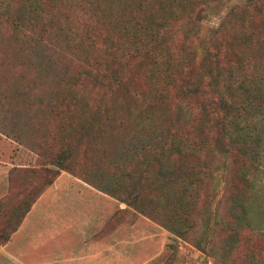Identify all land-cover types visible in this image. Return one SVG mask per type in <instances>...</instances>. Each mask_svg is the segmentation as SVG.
<instances>
[{"label": "rangeland", "instance_id": "374dc122", "mask_svg": "<svg viewBox=\"0 0 264 264\" xmlns=\"http://www.w3.org/2000/svg\"><path fill=\"white\" fill-rule=\"evenodd\" d=\"M31 1L27 9L10 10L11 16L20 12L21 27H6L0 48V168L9 167L16 188L26 183L27 200L35 199L65 172L104 192L106 198L98 194L93 229L101 250L112 252V264H264V0ZM215 29L217 37L210 40L246 77L218 60L203 75V91L211 92L213 85L205 84L215 76L222 90L239 92L234 129L243 134L235 136L251 155L243 160L240 144L221 136L213 140L229 151L234 174L225 189L208 196L209 182L201 191L179 184L171 162L158 155L164 144L173 150L180 144L169 143L163 130L180 114L169 115L162 106L156 112L160 128L143 119L154 83L141 56L175 61L179 50L195 43L193 33ZM70 30L73 39H64ZM152 34L161 46L151 44ZM131 51L141 65L139 57L126 59ZM191 59L190 75L200 65L198 57ZM111 77L121 84L111 86ZM241 79L248 93L240 91ZM186 101L190 124L196 125H188L186 134L175 128L172 136L189 145L180 156L196 160L200 96ZM172 103L171 98L167 108ZM208 135L211 142L206 131L202 142ZM148 157L149 167L139 165ZM185 186L184 204L168 207L182 199ZM114 190L120 197L110 196ZM172 221H179L173 226L182 234L187 221L193 228L175 236L166 228Z\"/></svg>", "mask_w": 264, "mask_h": 264}, {"label": "trees", "instance_id": "16d2710c", "mask_svg": "<svg viewBox=\"0 0 264 264\" xmlns=\"http://www.w3.org/2000/svg\"><path fill=\"white\" fill-rule=\"evenodd\" d=\"M28 2L30 4L33 3L31 0H0V48L3 41L2 35L6 27H9L12 30H19L21 27L20 12L16 11L17 14L11 16L10 10L27 9L26 4H29ZM217 34V29H215L214 31L211 30L209 32H206V34L201 32V30L200 34L193 33L191 36L195 39V43L190 47L188 44L185 45L183 47V50H179L176 60L172 62L155 55L148 56L146 54L144 57L141 56L144 66V72L147 77L149 76L146 71L150 72L151 79H149L154 83L153 88L149 92V94H153V96L150 101H148L144 106L146 114H143V119L150 122L151 125H156L157 128H160L162 122L160 117H158L160 118V120H157L158 113L156 114V112H160V108L162 106H166L165 111L169 115L174 114L173 112L180 114L179 121L175 123L172 121V125H166L163 128V130L167 133L166 139L169 143L176 142V140L179 139L177 140V142L180 144H176L177 149L174 150L171 149V144H168L169 146H167V144H164L163 148L161 147L160 150H157L158 155L160 154V156L167 158L168 161L171 162L169 165V170L172 169L170 171H172L173 176H176L180 179L179 184L181 182V185L186 184L187 186L189 185L188 187L194 184V186L200 187L201 191L204 183L206 184L207 182H209L210 190L208 191V196L209 193L212 195L215 194L221 187L225 189L226 184L234 174V172L231 171V164L228 161L230 156L229 151L227 149H218L214 144V141L218 139V136H221L225 140H232L233 142L240 144V146L242 147V151H240L239 154L240 157L243 158V160L246 159V155L250 154V152H248L247 150L248 145L237 140L238 138H236L235 136L243 134L242 129H238L237 132L234 129L237 123L236 119L240 113L239 110L241 111V104L238 101L239 92L234 89L231 90V88L228 87L227 91H224V89L222 90L223 86L218 87L216 85L219 79H215V76L212 77V80L210 78L209 83L207 82L205 84L206 86L213 85L211 92L207 93L203 91L205 89V81L203 75H205V72L210 73V71L214 69V66L217 67L218 60L224 61L227 67L232 65V69L236 71V74L239 73L243 75V77H246L245 69L241 67L239 63H232L231 56L223 54L219 45H217L216 42L210 40L213 39V36L211 35L217 37ZM72 35V30H70L69 33L65 35L64 39L72 40ZM152 36L153 39L151 41V44L161 46L160 38L155 34H152ZM147 46L148 45H144V48H146ZM163 48L164 49H162L160 53L161 55L166 53V48ZM157 49L158 47L154 48L153 53ZM138 57L141 65V58L140 56H136L134 51H131L130 55L126 54V59L128 60L130 58L135 60V58ZM191 57H198L200 59V65L197 71H194L192 75H190V72L192 71L190 67V60H192ZM234 70L233 72L235 73ZM227 76V79L231 78L232 74L228 73ZM216 78L218 77L216 76ZM110 80L112 83L111 86H118L121 84L120 79L117 77H111ZM239 82H241L240 91L248 93V89L250 86L247 85V82L243 79H241ZM197 95L200 96V102L198 105V110L200 113V124H197L200 129H198V132L195 134V136H200V141L198 140V143L196 144L197 147L200 146V157H197L198 160H184L189 152V145L187 143L183 144L181 142L182 137L175 138L174 136H172V133L174 132L175 128H178L179 130H183L184 134H186L188 133V125L189 128H191V126L193 125H196V123L190 124L189 109L186 104V99L196 98ZM171 98L173 99L172 106L170 108H167L169 102L171 101ZM254 100L258 101L259 99L255 98ZM249 104H251L250 101H247V105L242 108L243 111H245V108L249 106ZM257 105L261 107L262 104L257 103ZM219 113H221V115L218 117ZM229 113H234L231 116L233 125H227V130L225 121L230 120L228 116ZM157 121L160 122L156 123ZM149 127L151 126L149 125ZM205 131L207 133H212L213 139L211 140V142L209 135L205 136L204 142H202V137ZM172 137H174V140L172 139ZM146 148L150 149L149 147ZM185 150H187V154L185 153L183 156H180L181 152L183 153L185 152ZM218 156H221L222 158L218 159ZM150 164L151 162L149 157L146 161L145 158H143L142 162L139 163V165H141L142 167L144 166L145 168L149 167ZM244 175L245 173H242L241 176ZM7 176L8 194L0 199V244L7 240V235L12 231V229L15 228V225L22 218L23 214L28 210L30 204L36 199L31 198L27 200L26 194L30 195V186L27 187V184L25 183L21 185V188L17 189L16 187H18L17 185L19 183L16 184L12 181L13 177L10 173H8ZM52 182L53 181L49 182L46 186H49ZM159 184L160 183H158V188L160 187ZM153 187L157 186L154 185ZM188 187H183L182 199L178 198L179 201L175 203L172 199L167 206L171 208V206L180 202L184 204L183 200L186 198V188ZM99 192L102 193V191ZM109 194L111 197H120L119 195H117V190H114L113 193ZM131 200L132 201L130 202L132 204V202L135 200V197H132ZM139 212H141V209ZM143 214L150 217L149 214L145 212H143ZM162 216H164V214ZM154 217V219L156 220L157 215H154ZM150 218L153 217L151 216ZM202 220L205 221V217L202 218ZM176 222L172 221L170 225L166 226L168 232H170L172 235L183 236V234H187V232H189V230L193 228L187 221L188 226L186 229H183L182 234L179 229H176L174 227V224ZM205 231L206 229L204 226L203 231H201L202 236L206 235Z\"/></svg>", "mask_w": 264, "mask_h": 264}, {"label": "crops", "instance_id": "0c3cea01", "mask_svg": "<svg viewBox=\"0 0 264 264\" xmlns=\"http://www.w3.org/2000/svg\"><path fill=\"white\" fill-rule=\"evenodd\" d=\"M8 169L0 168V199L8 194ZM98 194L106 198L61 172L0 244V264H112L93 229Z\"/></svg>", "mask_w": 264, "mask_h": 264}]
</instances>
